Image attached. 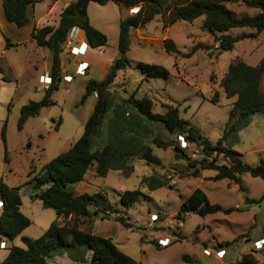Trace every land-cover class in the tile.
<instances>
[{
    "label": "rangeland",
    "instance_id": "obj_1",
    "mask_svg": "<svg viewBox=\"0 0 264 264\" xmlns=\"http://www.w3.org/2000/svg\"><path fill=\"white\" fill-rule=\"evenodd\" d=\"M64 1L59 0L60 6ZM75 1L77 3L79 0ZM50 2L39 0L37 15L45 11ZM227 6L237 16L257 12L243 2ZM86 12L92 26L106 35L107 45L102 49L88 50L84 55L89 62L88 69L79 74L75 70L77 65L75 67L63 46L61 75L68 73L73 79L71 82L65 78L61 80L59 89L52 96L54 104L43 107L38 116L28 119L22 130L17 128L21 107L30 101L42 100L45 91L43 73L49 71L51 52L38 47L31 35H27L18 40L14 48H9L4 59L0 60V66H4L0 69V180L10 188L21 186L18 190L21 212L31 220L21 235L12 244L8 241L7 246L24 247L22 237L37 239L53 221L61 225L66 220L57 218L54 210L45 208L40 200L31 199L36 193L34 179L45 173V165L67 151L82 136L97 100V94L93 93L84 104L78 105L85 85L90 79L102 80L115 60L123 59L129 68L109 87L117 104H123L134 96L137 99H150L153 113H163L169 107H177L184 121L198 128L210 143L216 144L229 119L233 102L223 93L220 80L233 60L240 58L248 65L255 66L264 58V30L257 39L239 41L232 50L219 53L218 43L202 27L203 17L191 22L179 21L164 30L159 16L144 27L130 30V49L122 56L117 47L119 18L128 15L127 9L113 2L104 6L90 2ZM57 19L58 15L54 21ZM47 21L44 19L42 24ZM242 32L251 33L253 30L235 29L230 34ZM166 38L174 41L178 54H169L164 50ZM198 43L208 49H198L191 56H185ZM4 45L1 40L0 54ZM139 62L163 66L168 70L169 78L145 79L136 67ZM216 92L219 103L214 104L211 99ZM125 109L131 114L135 113L131 105L126 104ZM111 115L112 112L108 117ZM5 121L7 160L1 136ZM149 128L146 143L160 159V165H146L133 159L132 172L110 171L102 178L89 171L80 183L68 186V190L75 195L102 193L121 211L119 216L129 218L126 221L132 225L126 228L115 221L116 215H111L110 220L95 221L93 232L111 238L118 249L136 264H190L184 262L182 256H188L196 264H236L243 254L250 251L255 252L259 264H264V201L254 204L246 202V199L259 200L263 196L264 181L248 173L243 174L240 190L239 185L229 180H204V177L214 176L216 172L201 171L198 164L194 166L198 175L201 172L202 176H192L194 168L191 163L201 160V149L189 143L184 146L182 154L173 147L157 148L152 144L153 139L174 145L179 137L167 136L162 126L156 123H150ZM232 146L243 155L242 159L248 165L255 166L264 160V111L252 117L250 125L237 134V141ZM217 160L219 164L226 162L221 156ZM149 176L162 178L166 186L149 191L147 185L142 183ZM197 188L206 193L212 204L224 208L239 206L241 209L204 218L195 214L178 217L182 201ZM125 190H138L142 194L129 209L121 205L120 195ZM234 239L236 242L229 247L217 246L222 240ZM157 243L160 247H156ZM204 249L209 251V255H204ZM218 251L224 253L223 258L217 257ZM7 254L8 250L0 249V263ZM86 255L90 259L91 253L87 252ZM47 264L81 263L72 261L64 250H59L56 256L47 259Z\"/></svg>",
    "mask_w": 264,
    "mask_h": 264
},
{
    "label": "trees",
    "instance_id": "obj_2",
    "mask_svg": "<svg viewBox=\"0 0 264 264\" xmlns=\"http://www.w3.org/2000/svg\"><path fill=\"white\" fill-rule=\"evenodd\" d=\"M104 6L113 2L126 9L138 8L130 16L119 22L118 51L124 56L130 49V30L144 27L160 17L162 28L166 30L179 21H193L203 17L202 27L218 43L219 53L230 51L235 44L245 39H257L264 30V0H89ZM37 0H2L6 19L20 28L29 20L27 8ZM243 2L248 8L255 9L254 15L243 14L237 16L228 4ZM76 2L69 4L61 13L59 24L55 26L34 27L31 39L38 47L47 48L52 52V66L50 72L51 83L45 88L41 101H30L23 105L17 122L18 130H22L28 119L38 116L43 107L54 104L53 94L59 89L62 80L61 54L63 41L68 32L79 28L84 32L87 45L91 49H102L107 45L104 33L91 25L87 15L79 16L75 10ZM250 29L251 33L230 34L231 30ZM6 48L11 47L5 38ZM164 50L169 54L179 51L172 39H164ZM198 49H208L198 43L190 53L191 56ZM137 69L145 79L157 78L166 80L169 72L161 65L139 62ZM129 71L128 64L123 59L115 60L102 80L90 79L85 85L79 104L82 105L93 93L97 100L91 115L88 117L82 136L67 150L58 154L45 165V173L34 179L33 188L36 191L32 200H40L45 208L53 209L57 218L66 219L63 224L53 221L43 235L37 239L22 237L24 247L7 246L8 254L0 264H47V259L64 250L68 257L81 264H136V262L121 252L111 238H105L93 232L96 220H110L116 215L115 221L126 228L132 225L129 218L119 216L121 211L114 207L100 192L94 194L81 193L75 195L68 190L69 185L80 183L89 171L97 177H106L110 171L132 172L131 161L137 159L146 165H160V159L153 153L146 143L150 135V123L162 126L165 134L170 137L183 138L185 147L194 144L201 149L203 157L191 163L194 168L192 176H198L196 164L201 170H214L213 181L229 180L241 186V175L248 173L253 178L264 181V160L251 166L242 160V155L236 152L232 145L237 141V134L248 127L255 114L264 111V58L255 65L246 64L241 59L233 60L220 80L219 86L227 98L234 99L229 109V119L224 124L223 132L216 144L210 143L201 131L184 121L177 107H169L163 113L152 112V101L148 98L137 99L129 97L123 104H117L116 97L109 87ZM5 81V78H3ZM216 92L211 99L214 104L219 103ZM131 105L135 113L131 114L125 105ZM112 115L108 117L109 113ZM2 141L6 151V121L2 128ZM152 144L157 148L173 147L177 153H184L183 146L169 144L163 140L153 139ZM223 157L225 163L219 164L218 157ZM30 183V182H29ZM149 191H155L166 186L162 178L149 176L142 182ZM16 188L8 187L0 180V242H13L30 224L31 220L21 212V198ZM138 190H125L121 195V205L129 209L141 196ZM264 201V194L259 200L246 199L248 204ZM93 209V210H90ZM238 208L224 209L208 200L205 192L195 189L189 197L184 199L179 207L177 216L195 214L202 218L218 212L230 214ZM236 242L223 241L218 247H229ZM160 247V244H155ZM87 252L91 253L90 259ZM250 251L241 256L236 264H259ZM186 263L196 264L188 256H182Z\"/></svg>",
    "mask_w": 264,
    "mask_h": 264
},
{
    "label": "crops",
    "instance_id": "obj_3",
    "mask_svg": "<svg viewBox=\"0 0 264 264\" xmlns=\"http://www.w3.org/2000/svg\"><path fill=\"white\" fill-rule=\"evenodd\" d=\"M39 2V0H37ZM38 2L35 3L34 5H29L28 8H27V13H28V22L23 26V27H15L12 25V23H10L7 19H6V16L4 14V10H3V4H2V0H0V41L3 40L5 45H4V50L2 51L3 53L0 54V60L4 59V54L5 52L9 49V48H14L16 45V42H18V40H21L22 38H25V36L27 35H31V32L33 30L34 27H43V26H46V25H49V26H57L59 24V20H60V15L62 13V11L71 3L73 2H76L75 0H65L63 2V4L60 6L59 4V0H51L50 4L47 5V8L45 11L41 12L40 14L37 15V7H38ZM90 3V2H89ZM88 3V4H89ZM110 3V2H109ZM108 4V3H107ZM126 9V8H125ZM136 10H130V9H127L128 11V15L127 16H130L131 14H134L137 12L138 8H134ZM58 15V19L56 20V22L54 21V17ZM127 16H121L119 18V22L122 18H125ZM44 19H47V23L46 24H42L43 20ZM51 20V21H50ZM90 21V20H89ZM54 22V23H52ZM91 23V22H90ZM92 25V24H91ZM26 29V30H24ZM75 36L77 38V41H78V45L79 44H86L87 41H86V38H85V35H84V32L82 30H80L78 28V31L75 33ZM5 38H7L9 40V43L12 45L11 47L9 48H6V42H5ZM13 38V40H12ZM87 45V44H86ZM41 48V47H40ZM43 48V47H42ZM66 48H64V51H65ZM91 49L87 46V51L85 53V56L87 55L88 53V50ZM49 50V49H48ZM50 51V50H49ZM67 53H68V57L70 58V60L73 62V64L75 65H78V63L80 62H86V63H89L85 58V56H71L69 54V51L66 49ZM51 52V51H50ZM51 57H52V52H51ZM240 59V58H239ZM242 60V59H241ZM243 61V60H242ZM1 64V62H0ZM247 64V63H246ZM51 66H52V59H51V64H50V68H49V71H45L43 73V76H47V77H50V72H51ZM3 65L0 66V69L2 68L3 69ZM76 70V69H75ZM68 79V82H71L72 79H73V76L71 74H68V73H65V75L63 76L62 74V80L63 79ZM234 100V99H233ZM243 158V155L242 157ZM243 160V159H242ZM201 170V169H200ZM207 170V169H206ZM203 171V170H201ZM202 176V173L200 172L198 176ZM215 176V175H214ZM213 176L211 177H204L203 179L204 180H211ZM213 181V180H211ZM221 181V180H220ZM232 182V181H231ZM234 183V182H233ZM200 189V188H199ZM202 190V189H201ZM206 194V193H205ZM207 196V195H206ZM208 198V197H207ZM209 200V199H208ZM248 204V203H247ZM220 206V205H219ZM222 207V206H221ZM224 208V207H222ZM230 208V207H228ZM235 208H238V210H240L241 208L239 206H236ZM224 209H227V208H224ZM218 213H222V212H218ZM100 220V219H98ZM97 221V220H96ZM95 224L96 222L94 223V227H95ZM94 231V229H93ZM224 240H222L221 242H223ZM232 241V240H231ZM7 243V242H6ZM12 244V243H11ZM6 249V248H5ZM7 250V249H6ZM206 250V249H204ZM205 255V254H204ZM241 258V257H240ZM240 260V259H239ZM238 260V261H239Z\"/></svg>",
    "mask_w": 264,
    "mask_h": 264
},
{
    "label": "built area",
    "instance_id": "obj_4",
    "mask_svg": "<svg viewBox=\"0 0 264 264\" xmlns=\"http://www.w3.org/2000/svg\"><path fill=\"white\" fill-rule=\"evenodd\" d=\"M78 31V28L73 27L67 34L66 38L63 41V46H65V48L69 51V54L71 56H84L86 51H87V46L86 44H79L78 45V41L77 38L75 36V33ZM88 69V63L86 62H80L78 63L77 67H76V73H83ZM43 84L45 86V88H47L49 86V84L51 83V78L47 77V76H43ZM179 141L181 142V145L184 147L185 143L182 137L179 136ZM0 208H2V203H0ZM157 217V216H156ZM156 217H154V219H156ZM7 248V243L6 242H0V249H5ZM205 255H209V251L208 250H204L203 252ZM217 257L218 258H223L224 257V253L222 251H218L217 252Z\"/></svg>",
    "mask_w": 264,
    "mask_h": 264
},
{
    "label": "water",
    "instance_id": "obj_5",
    "mask_svg": "<svg viewBox=\"0 0 264 264\" xmlns=\"http://www.w3.org/2000/svg\"><path fill=\"white\" fill-rule=\"evenodd\" d=\"M89 0H79L75 5V10L79 16H85L87 15L86 9L88 6ZM136 10V9H131ZM63 43V42H62Z\"/></svg>",
    "mask_w": 264,
    "mask_h": 264
},
{
    "label": "clouds",
    "instance_id": "obj_6",
    "mask_svg": "<svg viewBox=\"0 0 264 264\" xmlns=\"http://www.w3.org/2000/svg\"><path fill=\"white\" fill-rule=\"evenodd\" d=\"M138 11V10H137Z\"/></svg>",
    "mask_w": 264,
    "mask_h": 264
}]
</instances>
